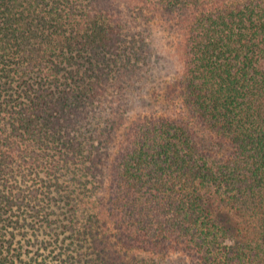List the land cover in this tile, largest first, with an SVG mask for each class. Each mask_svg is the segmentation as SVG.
I'll use <instances>...</instances> for the list:
<instances>
[{"label": "trees", "instance_id": "obj_1", "mask_svg": "<svg viewBox=\"0 0 264 264\" xmlns=\"http://www.w3.org/2000/svg\"><path fill=\"white\" fill-rule=\"evenodd\" d=\"M157 26L182 63L164 113L106 124ZM32 248L264 264V0H0V264Z\"/></svg>", "mask_w": 264, "mask_h": 264}, {"label": "rangeland", "instance_id": "obj_2", "mask_svg": "<svg viewBox=\"0 0 264 264\" xmlns=\"http://www.w3.org/2000/svg\"><path fill=\"white\" fill-rule=\"evenodd\" d=\"M152 34V43L151 48L153 49V54L150 56L149 60H144V62H139L141 65V70L139 71L138 77H135L130 82V87L121 91L128 96V102L125 103V108L120 107L123 104L122 94L113 95L107 100H103V105L101 109L105 115H107L106 124L110 122L113 125H118L121 120L132 119L139 115H146L151 112V107H154V111L160 114L164 113V105L160 100L155 105H149L148 103L152 101V94L163 95L166 86L171 83L173 80L177 79L182 73V63H181V54L180 50H177L171 46L175 38L169 35L165 29H161L160 26L153 27L152 31L149 32ZM146 63V64H144ZM141 77V78H140ZM140 78V79H139ZM166 91V90H165ZM140 99L137 101V97ZM134 101V102H133ZM152 103V102H151ZM116 104V106H114ZM112 106V107H111ZM114 108V111H113ZM98 111V110H97ZM94 124L98 123L92 121ZM93 125V124H92ZM121 130H118V133L115 135V144L112 145V150L115 147H118L121 143ZM111 150V151H112ZM99 192H97V197L103 198L105 194V187L101 186ZM28 257L23 261L28 263V260L35 258L36 264H56L53 260L54 254L51 252L50 248L45 251L38 250L35 248L29 249ZM36 251V252H35ZM169 261H165V264H185L184 262L180 263L176 260V255Z\"/></svg>", "mask_w": 264, "mask_h": 264}]
</instances>
